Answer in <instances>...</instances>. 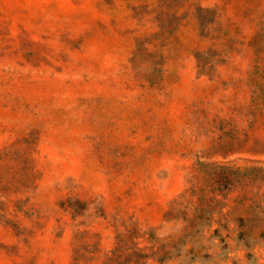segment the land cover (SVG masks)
<instances>
[{"label":"rangeland","instance_id":"obj_1","mask_svg":"<svg viewBox=\"0 0 264 264\" xmlns=\"http://www.w3.org/2000/svg\"><path fill=\"white\" fill-rule=\"evenodd\" d=\"M0 264H264V0H0Z\"/></svg>","mask_w":264,"mask_h":264}]
</instances>
